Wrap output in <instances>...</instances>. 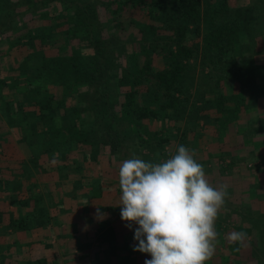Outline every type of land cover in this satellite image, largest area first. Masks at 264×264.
I'll list each match as a JSON object with an SVG mask.
<instances>
[{"label": "trees", "instance_id": "trees-1", "mask_svg": "<svg viewBox=\"0 0 264 264\" xmlns=\"http://www.w3.org/2000/svg\"><path fill=\"white\" fill-rule=\"evenodd\" d=\"M54 2L60 8L50 12L47 7ZM0 3L8 7L0 17V34L10 46L9 51L0 48V57L13 62L11 75L0 76V91H11L13 97L1 102L17 111L33 107L48 119L61 112L64 124L53 138L64 132L66 146L75 142L98 156L105 151L130 159L128 126L141 128L154 119L228 123L249 101L264 98V66L246 56L264 38V0ZM39 3L46 10L35 14ZM24 13L32 17L22 27ZM49 19L52 24L46 23ZM227 82L239 91H221ZM258 118L247 125L244 137L264 133V116ZM257 215L254 222L264 239V214ZM25 223L11 225L25 229ZM108 234L100 239H110Z\"/></svg>", "mask_w": 264, "mask_h": 264}, {"label": "crops", "instance_id": "crops-1", "mask_svg": "<svg viewBox=\"0 0 264 264\" xmlns=\"http://www.w3.org/2000/svg\"><path fill=\"white\" fill-rule=\"evenodd\" d=\"M2 15H6V10L0 6V17ZM0 48L9 51L10 46ZM1 57L0 76L7 78L11 75L9 69L13 62L8 61L6 55ZM12 97L13 92L0 91V101ZM33 113V107L18 111L9 108L4 113L0 112V212L3 215L0 222L1 243L7 242V239L13 236L28 237L24 240V244L28 246L27 251L24 256L18 258L28 262L41 261L43 264L55 260H64L66 263L67 257L78 255L75 254L78 249L83 252L89 248L90 243L85 240L88 237L86 230H102L103 235L109 233L107 237H110L107 241L111 252L104 258L106 262L125 263L121 259L123 257L115 255L117 246L114 245L120 243L123 247L124 243L118 236L123 231L126 232L128 227L126 223L118 224L111 219V216L115 220V217L120 215L122 207L119 205V199H116L121 192L117 174L121 163L117 164L113 160L115 157L105 151L98 156L93 152L86 153L85 148L75 142L66 146L64 132L57 139L53 138V132L64 124L61 112H58L54 119L39 117L38 111ZM52 120L54 124L51 123ZM241 190L236 191L237 196L244 193ZM255 196L256 198L252 199H246L250 196L240 198V202L225 199L220 212L223 210L236 215L248 225V230L254 229L256 236L262 239L254 221L258 213L264 214V190H259ZM97 208L101 215L107 214L106 218L96 215ZM22 219L26 222L25 229L11 225L12 221ZM260 221L264 223V219ZM217 225L218 228L223 225L222 218ZM111 232L115 234L113 238ZM98 239V244L105 243L100 237ZM255 240L258 239L250 240L254 243L253 250L249 247L251 256L255 255L254 247L255 243H258ZM71 246L74 248L71 249ZM236 246L233 249L237 248L238 253L242 251V244ZM55 248H61V254L54 250ZM260 248L263 250V247L258 249ZM29 252L33 256L29 257ZM259 252L261 253L260 250ZM252 259L249 257V260ZM262 259L264 256L258 257V261ZM252 263L254 264L253 261Z\"/></svg>", "mask_w": 264, "mask_h": 264}, {"label": "rangeland", "instance_id": "rangeland-1", "mask_svg": "<svg viewBox=\"0 0 264 264\" xmlns=\"http://www.w3.org/2000/svg\"><path fill=\"white\" fill-rule=\"evenodd\" d=\"M39 4L40 5L37 7L38 10L37 8V11L34 9L35 14L46 10V8H42L41 3ZM0 6L1 9L6 10V12L8 11V7L4 5V3H1ZM58 8H60V6L56 2L47 7L50 12L56 11ZM16 9L17 11L21 10L22 6ZM20 16L24 17V20L19 22V25L22 27H24L28 19H31L32 17L27 15V13ZM17 17L18 16L16 15L12 22L13 28L16 26L15 20ZM46 23L52 24L53 20L49 19ZM0 36V46L8 45L9 43L7 39H5V35L1 34ZM9 41H11V39ZM242 48L243 47L240 45L238 50H242ZM255 50L256 51L254 52L253 47L252 50L246 52L248 53L246 56L252 58L253 63L262 68L264 66V38L258 40ZM220 90L231 94L238 92L239 88L237 85L227 82ZM207 93L208 95L213 96L211 91H207ZM5 110L3 103L0 101V112L4 113ZM258 116H264V98L249 101L247 108L240 112L237 119H234L233 121L229 120L231 122L228 121V123H226V121H214L211 119L206 123L203 118L198 120V122L190 121L188 119L173 121H168L167 119L147 120L144 121V126L141 128H138L136 125L127 127V134H125L127 139L125 140V145L128 148L127 153L130 156L135 154L137 158L147 162H160L164 159L170 158L172 155L176 154L180 145H184L190 150H195L194 159L203 165L208 181L214 187H219L221 183L227 184L228 195L225 199L240 202V198H246L247 196L250 197H247L246 199L256 198L255 195L259 193V190L260 192H263L264 190V133L253 135L251 137H244L243 135V132L247 130V125L255 121ZM4 118L7 119V117ZM89 119L91 118L89 117ZM258 119L261 120L262 118ZM187 129H191V131L189 135L185 136L184 131ZM201 133H203V136H200ZM84 151L92 154L90 146H85ZM126 159L128 158L120 159L115 157L113 160L119 164ZM258 166H260V169L257 168ZM117 174L119 179V173ZM240 189H242L241 191L244 193H241V196H237L236 191ZM120 196L121 192L119 197H116V199H119L118 202H120ZM219 214L220 216L218 217L222 218L223 225H221L220 228L217 227L220 220V218L217 217L215 221V230L218 233V237L215 254L210 260L205 261V264H253L252 261L254 264H258V257H263L264 251L262 248L258 249L259 247H262L260 246L262 239H259V237L256 236L255 230H248V225L243 223L242 220L240 221L236 215H231L223 210ZM257 217L258 216L256 215L255 218ZM111 219L115 223L118 222V224L120 222H122V224L129 223L123 221L119 214L118 217H115V220H113V216H111ZM261 223L264 225L263 222ZM136 227H138V225L133 224L132 228L128 227L126 232H124L123 229H119L123 232L118 237L124 245L122 247L120 243H117L118 245L115 244L114 246H117V248L114 253L115 255L119 254V257H123L121 259H123V262L125 263L117 261V264H145L146 259H151L150 254L133 250V246L138 244V241L134 240V229ZM234 231H242L247 234L242 244V251L240 250L239 253L237 252V248L233 249L237 247L236 245L238 244H230L227 239L228 235ZM249 231L253 232L255 235ZM86 233L88 237H86L85 240H88V243H90L88 249L83 252L78 249L79 251L75 253L78 255L73 256V258H68L67 255L66 263L64 260H55L49 261V264H110V262H106L107 260L104 259L107 257V254L111 252V247L108 245V241L104 240V244H98V238L103 236L102 230L96 231L91 229L89 232L86 230ZM95 233L96 235H94ZM110 235L113 238L115 234L113 235V232H111ZM27 238L28 237L16 238L13 236L8 238L5 243H1L0 241V264H43L44 262H28L18 258L21 257V255L24 256V252L27 251L28 246L24 244V240H27ZM252 238L258 239L255 240L258 243H255L254 256H251L252 251L249 252V247L253 250L252 244L254 243L250 241ZM58 248H55L54 250L61 254V248ZM73 248L74 247L71 246V249ZM71 252L72 251H70V253ZM64 253L66 254L67 252L65 251ZM30 256L33 255L29 252V257ZM26 257H28V255ZM249 257L254 259L249 260ZM97 258L99 260H95ZM111 264L116 263L114 261Z\"/></svg>", "mask_w": 264, "mask_h": 264}, {"label": "clouds", "instance_id": "clouds-1", "mask_svg": "<svg viewBox=\"0 0 264 264\" xmlns=\"http://www.w3.org/2000/svg\"><path fill=\"white\" fill-rule=\"evenodd\" d=\"M195 150L180 145L160 162L137 158L119 168L121 219L134 229V251L148 253L145 264H205L216 249L215 221L228 195L227 184L214 187ZM53 163H55V154ZM96 215L106 218L107 214ZM246 233L234 231L230 244H243Z\"/></svg>", "mask_w": 264, "mask_h": 264}]
</instances>
